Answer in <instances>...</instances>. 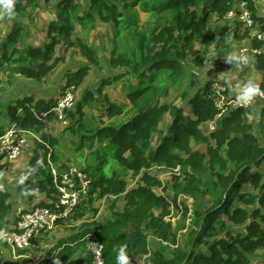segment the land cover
Masks as SVG:
<instances>
[{
    "label": "trees",
    "instance_id": "obj_1",
    "mask_svg": "<svg viewBox=\"0 0 264 264\" xmlns=\"http://www.w3.org/2000/svg\"><path fill=\"white\" fill-rule=\"evenodd\" d=\"M209 1L211 4L201 7L199 0H90L87 11L80 14L79 0H57V17L50 20L49 40L44 46L24 42L31 33L22 20L15 23L10 36L0 40V75L15 73L37 81L47 78L64 60L57 56L58 44L77 45L88 63L69 71L64 87L77 89L92 67L101 66L104 59L91 42L75 39L76 26L93 30L98 22L108 23L115 31L110 66L122 71L102 81L98 94L103 95L107 84L129 76L125 89L131 107L107 97L103 112L111 120L132 113L128 120L91 128L85 121L84 104L98 100L92 93L67 112L73 124L65 129L83 132L77 150L87 151L84 170L92 186L76 213L58 221L59 225L66 221L80 224L72 236L60 239L50 249L51 264L63 263L72 250L85 248L90 233L102 241L106 264H116L121 245H126L128 264H252V255L264 250V107L260 132L255 131L251 119L253 106L231 108L223 114L214 100V81L201 84L197 70L188 64L197 38L208 46L221 39L216 34L218 28L211 25L212 17L223 20L238 2ZM248 1L259 23L257 30L264 32V15L257 16L255 0ZM39 4V0H14L13 13L33 20ZM140 10L147 14L145 25ZM234 22L235 38L250 37V47L261 50L255 54L254 67L263 74L256 84L264 91V39L252 38L250 28L237 19ZM206 58L199 51L195 67H201ZM184 83L180 98L188 99L186 104L163 100ZM226 95L230 96L229 90ZM56 102L51 98L33 103L31 97H25L12 100L7 110L12 122L41 139L35 140L34 155L25 169L35 180L28 179L21 187L29 196L47 193L49 200L56 191L48 162L50 149L53 160L62 161L57 153L61 138L48 129L55 119L51 110ZM224 109L228 110L227 104ZM167 114L171 119L162 127ZM210 122L217 126L206 131ZM4 133L0 126V137ZM194 144H204L206 149H196ZM156 167L172 172V187H164L162 193L158 189L163 182L153 172ZM5 168L1 165L0 172ZM130 175L138 177L136 183L130 181ZM10 197V192L0 188V228L4 230ZM181 197H193L194 203L189 206L183 201L182 205ZM104 198L113 200L108 216L100 219L98 201ZM119 199L124 201L122 209L117 207ZM171 204L182 211L176 226L166 218ZM154 237L161 242L156 248L149 242L156 240Z\"/></svg>",
    "mask_w": 264,
    "mask_h": 264
},
{
    "label": "rangeland",
    "instance_id": "obj_2",
    "mask_svg": "<svg viewBox=\"0 0 264 264\" xmlns=\"http://www.w3.org/2000/svg\"><path fill=\"white\" fill-rule=\"evenodd\" d=\"M199 1H200L199 3L201 7L204 6V4L209 3V1H206V0H199ZM52 2H54V0H52ZM39 3L40 4L38 6L39 7L38 13L34 15L33 20L23 18L20 16H16L14 13L11 17H9L7 14H0V18L2 20L0 24V37L1 38L4 37L6 34V31L9 28H11L15 22L19 20H23L25 24L28 26L30 33H31V36H30L31 38L28 40V42L38 44L39 41L42 40L43 42L44 40H46V38H48V35H47L48 25L52 18L57 17V9L54 7L52 3L49 4L48 2H46V0H39ZM81 3H82V0H81ZM254 3H255V6L257 7L256 12L260 14L263 13L264 0H260V2L259 0H255ZM0 12H2V9H0ZM139 14L142 19L141 24L145 25L146 22L148 21L147 14L143 12L142 10L139 11ZM235 20L236 19L227 20L225 18L221 20L214 16L211 19V25L214 28L216 27L218 28L216 30L217 32L216 34L219 35L221 39L219 41L213 40L211 44H209L208 46L207 44H205L202 38H197L194 52L190 55L188 59V64L191 69L197 70L198 80L201 84H203L207 80L218 82L222 79H225V75L228 72L227 69L229 68H230V73H231L229 77L239 84L245 83L249 80L253 81L254 83L256 82L260 83L262 81L263 74L257 71L256 68H254L253 70L249 68L250 69L248 71L249 73L244 75L240 73L234 65H228L226 62V55L228 53L233 52L234 50H238V48L241 45H244L247 43L245 40H242V41L236 40L232 32V27L235 26V22H234ZM254 31L255 30L251 29V32H254ZM76 32H77L75 33L76 37L82 36L84 39H87L89 42H91L94 46L98 47L104 59L102 62V65L97 67L95 72H93L92 70L90 76L85 81L86 83L84 84V86L76 89V98H77L76 102L83 99L89 93H92L93 95H95V98L98 97V100L90 102L88 104L86 103L84 104L85 116H86L85 121L91 128L96 129L97 127L104 125V124H110V123L120 124L128 120L132 116V113H127L124 116L111 120L107 116H105L103 112L105 111V103L107 102V97L111 98V100L113 101L123 102L122 104H124L126 108L131 107V104L127 100L126 89H125V86H126L125 82L128 83L129 76H127L126 79L120 80L114 84H107L105 86V89L103 90V95L98 94V88L101 85L102 81H106V79L114 77L115 72H116L110 66V53L113 47V40L115 37V31L113 29V26L110 24H106V23L104 24L103 22H99L97 26L95 27V29L93 30L83 29L82 27L81 28L78 27ZM246 40L248 41V38ZM76 41L77 40H75V42ZM56 51H57L56 52L57 56H63L64 54L65 61L69 65L68 68H77L80 66L82 62L84 63L87 60L86 58L82 56V54L80 53L79 47L77 45L68 46L67 44L60 43L56 46ZM199 51L204 52L207 58H206L205 63L201 67L196 68L195 63H194V58L196 57L197 54H199ZM63 64L65 65V63H62L60 66H62ZM121 71L122 70H118L117 72L120 73ZM2 74L0 75L2 80L3 78L4 80H7V78L10 77V75L7 72L2 73ZM29 82L33 83L34 80H30ZM188 82L189 80L187 79L186 83ZM221 82H224L228 86L227 82L225 81H221ZM186 83H184L183 86H180L179 88L172 90L171 94L168 97L163 98V100L168 101V102L175 101V103L178 105L186 104L188 99L180 98L182 89ZM0 86H2L0 87V100L1 101L3 102L7 101L11 97L14 96V94H12L13 92L10 93L12 95L10 94L7 95L8 93H6L7 92L6 89L9 88V85L7 83L2 81L0 82ZM21 87H23V85ZM26 89L28 88H22L23 91H25ZM36 89L37 88L33 87V90H36ZM16 90H18V88L15 87V91ZM38 90L40 92H43V90L41 89H38ZM228 90H229V86H228ZM2 91H6V92H2ZM46 94L49 95L51 93L50 91L49 92L46 91ZM34 98L36 99L34 100ZM34 98H32L33 103L36 102L37 99H39L37 96H35ZM254 105L253 107H254L255 112L253 116L251 117V119L253 120L255 131L260 132V126H261V123L263 122L262 116H261V110L264 107V102L263 100L262 101L258 100ZM0 106L3 107V105H0ZM3 108H4L3 112L6 113L7 110L5 109V107ZM0 110H2L1 107H0ZM0 117H1V114H0ZM170 119H171L170 116L167 114L166 121L162 123V127H165L167 122ZM0 121H1V124H3L2 122L4 120L2 121V118H0ZM54 122L55 120L53 119L51 123H54ZM72 124H73V121L71 120V118H67L66 124L59 123L57 124L58 127L56 129L53 127V130H52L53 134L61 138L60 143L57 146V152L59 153V156L61 158H64L75 165L84 166L87 151L77 150L78 143L80 141V137L83 132L74 133L70 129L69 130L65 129V127H68ZM213 126H215L214 123L210 122L206 126V131L213 129ZM32 147H34V145ZM194 147L202 151L206 149V145L204 144H194ZM31 148L27 149L29 150L28 151L29 153H25L26 151L22 153L20 158L11 167V172L9 170V174L7 170V164H4L6 165V168L0 172V183H3L5 176L9 178V176L17 177L18 175H22L21 167H24L27 164L29 157L33 154V151ZM1 165L3 164H0V166ZM262 170L264 171V163H263ZM153 172L159 175L163 182L162 186L158 189L159 193L160 192L162 193V191L164 192V187H168V188L172 187L173 181H172L171 171L166 170L164 168L158 169L156 167ZM23 175H25V172L23 173ZM130 179H131L130 180L131 182L136 183V180L138 179V177L130 175ZM169 198L171 201L174 200L173 197H169ZM112 200L113 199L108 200L104 198L102 201H98L99 207L100 208L104 207V213L107 214L106 216H108V213H106V210H108L110 202H112ZM183 201H186L187 205L191 206L194 203V198L193 197L188 198L187 200L181 197L182 205H183ZM174 205L171 204V213L167 215L166 218L171 219L174 225L176 226L180 223V220L182 217V211H179L177 207ZM149 239H152V236L149 237ZM149 242L153 248L154 247L156 248V246H158L161 243L159 240H154V241L149 240ZM253 261H254L253 264H262L258 260H253Z\"/></svg>",
    "mask_w": 264,
    "mask_h": 264
},
{
    "label": "built area",
    "instance_id": "obj_3",
    "mask_svg": "<svg viewBox=\"0 0 264 264\" xmlns=\"http://www.w3.org/2000/svg\"><path fill=\"white\" fill-rule=\"evenodd\" d=\"M248 0H240L238 6L231 10L225 18L237 19L242 22L245 28L255 29L253 36L264 39V32H259L257 28L259 23L253 16V11ZM252 36V38H253ZM245 55L248 57L250 51L255 54L261 53V50L250 46H245ZM242 68L249 66L248 63L240 65ZM263 91L261 84H258ZM228 86L223 82L213 83L214 100L218 108L223 109L226 114L229 109H236L242 106L237 103L235 97H228L226 91ZM264 96H256L248 106H253ZM76 88L68 87L62 91L57 98V102L51 112L59 121H67V112L76 105ZM228 106V110L224 107ZM219 115V118L223 115ZM213 129L216 128L214 123ZM41 141L40 137L29 129L13 123L5 133L0 137V155L13 161L18 159L23 151L29 146L30 140ZM48 162L54 177L56 191L49 205H37L34 208L21 212L16 223L6 228L8 239L5 241L14 250H25L29 247H35L37 239L43 234L55 229L60 219L71 218L79 208V205L89 197L92 179L84 170V166L75 165L70 162H58L53 160V151L50 149ZM86 254L90 258V264H106L104 255V245L95 233H90L85 244Z\"/></svg>",
    "mask_w": 264,
    "mask_h": 264
},
{
    "label": "crops",
    "instance_id": "obj_4",
    "mask_svg": "<svg viewBox=\"0 0 264 264\" xmlns=\"http://www.w3.org/2000/svg\"><path fill=\"white\" fill-rule=\"evenodd\" d=\"M206 1H209V0H206ZM56 2H57V0H54V2H52V0H49L48 3L49 4L52 3L54 5V7H55ZM79 2H80L79 12H80V14H83L85 11H87V9L89 7V4H90V0H82V3H81V0H79ZM259 2H260V0H259ZM208 4H211L210 1H209ZM238 4H239V0H238L237 4H235V7L238 6ZM257 15H264V11L261 14L257 13ZM52 19H55V18H52ZM225 19H227V18H225ZM227 20H230V19H227ZM15 23H14V25H15ZM106 24H108V23H106ZM14 25L6 31V34H5L4 37H2V38L0 37V40L11 35V31L13 30ZM235 26H236V24H235ZM78 27L81 28V26L78 24L76 26L75 33H77L76 31H77ZM234 27H232V29ZM252 30H255V29H252ZM251 34L253 36L254 32H251ZM30 36L27 39H25L24 42L27 43V44L30 43V44H32L34 46H44V44L49 40V37H48L43 42L41 40V41H39L38 44L37 43L34 44L32 42H28V40L31 38ZM74 37L78 38L75 35H74ZM79 38H83V37L81 36ZM247 38L245 37V39H241V40L236 39L238 41L245 40L247 43L244 44V45H241L238 48V50H234L235 52L239 53L240 50L243 47L251 45V38L249 37L248 41L246 40ZM101 55H102V53H101ZM63 56H64V54H63ZM248 58H249V66L248 67H250V69L253 70L255 68L254 64H255V61H256L255 53L250 51L248 53ZM62 63H65V65L63 64L62 66H60ZM87 63H88V61L86 60V62H84V63L82 62L80 64V66L77 67V68H68L69 65L65 61V56H64V60L61 61L59 63V65L55 68V70L51 74H49L47 76V78H45L42 81H37V80H34V79H30V78H27V77H25V76H23L21 74H15V73L14 74H9L10 77L7 78V80H4V78L2 80V78L0 77V82L3 81V82H5V83H7L9 85V88L6 87L7 88L6 89L7 92L6 91H2V92L8 93L7 95H9L11 92H13L12 94H14V96L11 97L7 101L3 102V101L0 100V105H3V107H5V109L8 110L10 102L12 100H17L19 98H25V97L34 98L35 96H37L39 98L37 100H40V99L49 100L51 98H56L57 99L59 97V95L62 93V91H63V89H64V87L66 85V81H67L66 80V75H67V73L69 71H75V70L79 69L80 67L86 65ZM234 66L236 67V69H238V71L240 73H242L244 75L249 73L248 71H244V68H242L241 66H237V65H234ZM96 69H97V67H92V69L90 71V74H91L92 70H93V72H95ZM114 70L116 71L115 75L117 73H119V72H117V69H114ZM227 70H228V72L225 75V79H222L220 81H225V82L228 83L230 97H235L236 98L235 92H234V88H235V86L238 83L236 81L232 80L229 77L230 74H231L230 73V68L227 69ZM90 74H89V76H90ZM87 78H86V80H87ZM29 79L30 80H34V82L30 83ZM85 83L86 82H84L78 88L83 87ZM22 85H23V87H21ZM0 87H2V86H0ZM15 87L18 88V90L15 91ZM33 87L37 88V89L33 90ZM22 88H28V89L23 91ZM38 89L43 90V92H40ZM46 91H48V92L50 91L51 94H49V95L46 94ZM12 94H10V95H12ZM35 99L36 98H34V100ZM259 100L261 101V99H259ZM115 102H118V101H115ZM118 103L122 104L123 102H118ZM0 107L2 109V110H0V114H1L0 118H2V121L3 120L5 121V122L4 121L2 122L3 124H1V121H0V126H2L6 130L9 126H11L15 122H12L10 116L7 114L8 112L4 113L3 112L4 108L2 106H0ZM21 113H22V111H21ZM54 120H55L54 123H51V122L49 123V128H48L52 134H53V132H52L53 127L56 129L58 127L57 124H59V123L60 124H66L67 123V121H65V122L59 121L57 118H55ZM33 145H34V147H32ZM29 148L32 149L33 154L29 157V159L27 161V164L24 167H21L22 175H18L17 177H10L9 176V178L7 176H5V179L3 180V183H0V188L3 189V190H7L11 194V197H10V200H9L10 203H11V209H10V214H9L8 223L6 225V228H10L16 223V221H17V219H18V217H19L21 212L28 211V210L34 208L35 206L40 205V203H42V202H49L50 201L49 200L50 198L48 197L47 193L35 192L33 194V196H29V194L26 191H24L22 189V187H21L26 180H28V179L35 180V175L34 174H31V175H26L25 174V175H23V173L25 172V169H26L30 159L34 155V152H35V149H36L35 139L30 140L29 146L24 150V151H26L25 153H29L28 152L29 150H27ZM18 159L10 161V160H8L5 157L0 155V164H7V170H8V174H9V170L11 172V167L13 166V164ZM60 160H62L63 162H70V161H68V160H66L64 158H60ZM22 176L24 177L23 183H19L20 178ZM111 197L115 198V196H111ZM117 203H118L117 207L119 209L124 208V201L122 199H119ZM108 212L109 211L106 210V213H108ZM106 215L107 214L104 213V207H101L100 210H99V213L97 215V216H99L98 218H100V217L102 218L103 216L105 218ZM79 224H80V222L74 223V222H71V221H66L64 224L58 225L52 231L43 234L41 236V238L38 239L35 247H29V248L25 249V251H27V252H23V250H14L5 241H0V264H4L7 261L11 262L12 264H51V262L49 261V257H50L49 256V251H50V249L55 244H57V242L60 239L72 236L74 234V232H75L74 227L78 226ZM154 238L156 240H159L156 237H154ZM71 252H72L71 256L66 261H64L63 263H55V264H90V258L86 254L85 248H83V247L82 248H76L75 250H72ZM252 259L253 260H258L260 263L264 264V250H259V251L255 252L252 255ZM253 262L254 261H252V264H253Z\"/></svg>",
    "mask_w": 264,
    "mask_h": 264
},
{
    "label": "clouds",
    "instance_id": "obj_5",
    "mask_svg": "<svg viewBox=\"0 0 264 264\" xmlns=\"http://www.w3.org/2000/svg\"><path fill=\"white\" fill-rule=\"evenodd\" d=\"M14 0H0V14H7L9 17L13 15ZM259 16V15H257ZM226 62L228 65H237L248 63V57L245 55L244 50L239 53L233 51L226 55ZM236 101L242 106H248L256 96H264V91H261L258 84L249 80L242 84H237L234 88ZM41 163V162H38ZM24 177L20 178L19 183H23ZM8 239L7 232L0 228V241ZM116 264H128V254L126 245H121L116 255Z\"/></svg>",
    "mask_w": 264,
    "mask_h": 264
},
{
    "label": "water",
    "instance_id": "obj_6",
    "mask_svg": "<svg viewBox=\"0 0 264 264\" xmlns=\"http://www.w3.org/2000/svg\"><path fill=\"white\" fill-rule=\"evenodd\" d=\"M37 115L40 117V113H37ZM46 121H47V119H46Z\"/></svg>",
    "mask_w": 264,
    "mask_h": 264
}]
</instances>
